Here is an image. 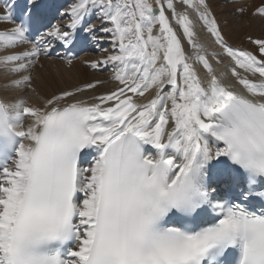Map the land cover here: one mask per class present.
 I'll return each mask as SVG.
<instances>
[{
    "label": "bare ground",
    "instance_id": "obj_1",
    "mask_svg": "<svg viewBox=\"0 0 264 264\" xmlns=\"http://www.w3.org/2000/svg\"><path fill=\"white\" fill-rule=\"evenodd\" d=\"M8 1L11 0H0V103L7 108L11 123L24 137V142L11 166L0 174V177L8 175L17 165L16 176H20L18 181L16 178H0V184L7 185L3 188L2 197L5 200L0 201V260L6 255L9 228L24 190L32 149L42 125L58 110H66L73 105L88 106L90 109L86 111L90 116V126L92 130H99L94 137L95 145L90 150L94 154L93 167L83 170L79 178L83 198L77 203L78 220L86 228L82 230L73 253L76 259L67 263L84 264L89 250V238L91 243L93 237L92 228H88L89 219L94 221L97 213L103 185L104 155L110 144L127 135L129 130L140 133L145 142L153 147L150 155H156L157 149L158 153L164 152L159 155V162L158 154L148 157L157 161V165L163 163L169 168L171 184H181L190 172L193 173L189 175L195 174V182L198 184L202 172L216 173L224 153L221 145L212 137L219 120L211 118L209 108L218 111L223 103H228L227 97L231 95H243L264 105V72L253 69L254 73L250 77L245 68L238 71L233 59L225 55L226 52L224 54L225 45L238 48L242 35L264 38V11H257L264 0H253L255 4L246 2L250 5L246 12L241 11V6H234L232 15L222 14L216 22L213 16L216 10L213 7L224 6L229 1L238 3L240 0H148L150 20H142L143 17L148 18L144 7L135 5L133 10L137 24L115 17L108 9L99 16L106 21L109 19L114 28L107 34L103 32L101 36H91L90 39L95 42L107 41V46L118 42L121 52L101 58L97 56L96 60L90 55L86 56L84 59L92 64L88 65L90 67H82L80 60L84 56L77 62L61 58L49 59L47 51L41 53L33 44L25 43L17 26L10 22L6 14ZM39 1L33 0L32 3L36 5ZM88 3L91 5L87 6ZM74 4L66 11L69 21L63 22V26H56L51 41H59L62 33L79 27L85 11L92 13L94 9L104 10L107 3L105 0H77ZM155 8L160 11L157 16L152 14ZM174 16L177 18L174 19ZM242 17L250 20L249 26L243 24ZM220 23H226L223 32L220 31L223 42L213 37L210 29L211 24L220 27ZM102 25L99 20L95 26L87 29ZM134 31L137 37L133 35ZM56 35L58 38H55ZM189 40H192L190 44ZM131 42H134L132 48ZM248 46L244 50L256 57ZM36 53H39L38 58L29 62L27 67L25 60L30 54ZM154 53L157 54L152 63L158 70V77H154L142 93L130 91L124 95L121 90L125 88L128 77L119 74L118 70L104 72L115 66H123L128 71L130 64L124 58L135 56L136 67L132 71L134 75L140 71L141 76L133 81L138 80L137 83L141 84L147 76L143 66L152 61L150 57ZM259 60L264 62L262 58ZM164 71L167 73L163 74L165 78L161 80ZM178 80H182V84H178ZM178 86L182 88L180 93H177ZM167 96L169 99L166 100L168 105L165 112L172 116V122L165 121L164 127H156L154 133L149 123L155 121L157 116L156 112H149L151 107L158 111V120L161 121L164 117L160 109ZM124 101H129L128 107L133 110H129L128 115L138 110L135 115H131L134 117L131 120L123 116L115 117L116 107ZM147 107L150 109L144 112ZM141 113L144 115L140 117ZM166 160L172 162V166H168Z\"/></svg>",
    "mask_w": 264,
    "mask_h": 264
},
{
    "label": "rangeland",
    "instance_id": "obj_2",
    "mask_svg": "<svg viewBox=\"0 0 264 264\" xmlns=\"http://www.w3.org/2000/svg\"><path fill=\"white\" fill-rule=\"evenodd\" d=\"M80 1V0H79ZM106 1V5H105V8H104V10H98V9H94L93 11H92V17L93 18H95V17H97L98 18V20H100L102 23H103V25L102 26H100V27H97V28H95V30H97V32L98 33H96L95 35H99L100 34V36L102 35V33L104 32L105 34H107L108 32H109V30H111L112 28H114L113 26H112V24H111V22L109 21V19H108V21H106V20H104V18L102 19V16H99V14H101L103 11H107L108 9H110V12H111V14H113V15H115V17H121L123 20H129V21H132L133 23L134 22H136V15L134 14V8H135V5L136 6H140V7H144V11H145V15L148 17V18H146V17H143V19L142 20H150V16H151V8H150V6H149V2H148V0H105ZM134 1V2H133ZM73 2H77V0H73L72 1V3ZM104 2V1H103ZM240 2H244L243 4H239ZM240 2H238V3H236V1H229L226 5H224V6H217V7H213V9H215L216 11L215 12H213L214 13V18H215V22H216V20H218L219 21V19L221 18V16H222V14L223 15H230L231 14V10H233L234 9V6H241V11L243 12H246L247 10H248V7L250 6L249 4H247L246 2H250V4L251 3H253V4H255V2L253 1V0H240ZM135 3V4H134ZM246 3V4H245ZM88 4H90L91 5V3H88ZM88 4H87V6H88ZM75 5V4H74ZM259 6V5H258ZM146 7V8H145ZM226 9H227V11H226ZM264 11V2L260 5V8L259 9H257V11ZM239 11V10H238ZM224 12V13H223ZM237 12V11H236ZM216 13V14H215ZM238 13V12H237ZM99 17H98V16ZM232 15V14H231ZM104 17H105V15H104ZM174 19H176L175 18V16L173 17ZM242 19V22H243V24H246L247 26H249V21L250 20H246V17H242L241 18ZM105 23H106V25H105ZM108 23H110V24H108ZM93 24V23H92ZM136 24H137V22H136ZM226 23H220V27L219 26H215V25H213V24H211L210 25V29H211V33H212V35H213V37H215V38H217V40H219L220 39V41H222L221 39V33L223 32V27H224V25H225ZM136 27V26H135ZM90 28V27H89ZM139 29V28H138ZM90 30V29H89ZM135 31H136V29H135ZM133 32V35L135 36V37H137L136 36V32ZM220 31H222V32H220ZM142 36V35H141ZM251 36H253V35H250V36H247V35H242L240 38H239V46H238V48H235V47H232V46H226L225 45V47H224V54H225V52H226V54L225 55H228L230 58H232L233 59V62H234V64H235V68L238 70V71H240L241 72V70L240 69H243V68H245L249 73H250V77H251V75L254 73V71H253V69L256 71V70H259V71H262V72H264V62H262V61H260L259 60V58H262L263 60H264V38H261V37H251ZM143 38L145 37V36H142ZM97 40V39H96ZM105 42H106V44H107V41H101V44L100 45H102V46H104V48L100 51V50H97L96 52H92V53H88V54H86V55H84V57L80 60L81 61V65H82V67H87L88 65H92V64H89L88 63V61H87V59H84L86 56H91V57H94V59L96 60L97 59V56H98V58H101V56H107V55H114V54H117L118 52L120 53L121 52V46H120V44H117V43H115L114 45H109V46H107L106 44H105ZM190 42H192V40H189V44H190ZM223 42V41H222ZM247 42V43H246ZM188 44V45H189ZM241 44L244 46H248V44H249V46H248V48H249V50H253L254 52H255V54H256V57L255 56H251L249 53H247V52H249V51H246V50H244L245 48V46L243 47V46H241ZM107 46V47H106ZM134 46V42H131L130 43V48H132ZM241 46V47H240ZM150 47H152V46H150ZM153 51V50H152ZM154 52V51H153ZM157 54V53H156ZM156 54L154 53L153 55H151V57L150 58H152V61L150 60V58H149V62L146 64L147 66H143V71H146L145 73L147 74V76H146V78H145V80H144V82L143 83H141V84H138L137 82H138V80L137 81H133L134 80V78H136V75H134V71H132V69L133 68H135L136 67V57L135 56H131V57H129V58H124V59H127L128 60V64H130V68L128 69V71H125L124 69H123V66H115V68H111L110 70H108V69H105V73H109V72H115L114 70H118L119 71V74H121V75H125V76H127L128 77V82L127 83H125V88H122V90L121 91H123L124 93V95L126 94V95H128L129 94V92L130 91H132V92H143L144 90H146V88H147V86H148V84H149V82L151 83L152 82V80H153V78L154 77H158V70L155 68V67H153V60L155 59V57H156ZM158 56V55H157ZM124 59H122L123 60V62H125L126 64H127V61H124ZM83 60V61H82ZM239 60V61H238ZM133 61H134V63H133ZM241 62V64H239ZM92 63H94L93 61H92ZM151 63V64H150ZM243 63V64H242ZM246 63H247V65H246ZM27 65V67H29V65L28 64H26ZM242 66V67H241ZM15 67V66H14ZM88 67H90V66H88ZM100 67V66H99ZM110 68V67H109ZM164 68H165V70H167L166 69V67L164 66ZM140 69H142V67L140 68ZM139 69V70H140ZM120 71H122L123 73H120ZM165 73H167V72H162V76H161V80L162 79H164L165 78V75H163V74H165ZM138 76H141V72L139 71L138 72ZM264 74V73H263ZM133 76V77H132ZM137 76V77H138ZM166 81V80H165ZM133 82V83H132ZM146 82H148V83H146ZM178 84H182V80H178V82H177ZM133 85V86H132ZM132 86V87H131ZM145 86V87H144ZM142 89V90H141ZM126 90H128V91H126ZM181 90H182V88H181V86H178L177 87V93L180 91L181 92ZM169 91L170 90H168V94H169ZM125 92H127V93H125ZM141 92V93H142ZM179 92V93H180ZM177 93L175 92V95H177ZM158 94L156 95V98H158ZM169 96V95H168ZM168 96L165 98V99H163V102L164 103H162L163 105H162V110L160 109V111H161V113L163 114V119L161 120V121H159L158 120V111H156V110H154L151 106H152V104H150V106L149 107H151V110H150V114H154V112H156L155 114H156V116H157V119L153 122H151V123H149V125H150V127H152V128H154V133L156 132V127L159 129V128H162V127H164V124H165V121H166V123L168 122V123H171L172 122V116H170L168 113H167V111L165 112V108L167 107V99H169L168 98ZM167 100V101H166ZM166 101V102H165ZM130 104V102L129 101H124V103L122 104V105H120V106H117L116 108H117V110L119 109V110H121V111H115V117H118V116H123L125 119L127 118V117H130V120L132 119V118H134V117H132L133 115H135L137 112H138V110H136L135 112H133V113H131L130 115H128V111L129 110H132V108H129L128 107V105ZM166 105V106H165ZM149 107H147L146 109H144V112L145 111H148L150 108ZM133 111V110H132ZM112 112H114V111H112ZM133 114V115H132ZM132 115V116H131ZM142 115H144V114H142L141 113V115H140V117L142 116ZM126 116V117H125ZM160 123V127L158 126V124ZM162 123H163V126H162ZM155 125V126H152V125ZM106 128H104L103 130H105ZM13 168V167H12ZM17 168H18V166L16 165V166H14V168L12 169V170H10V173L7 175H4V176H2V180H8V179H14V178H16L15 180L16 181H18L19 179H20V176H16V170H17ZM13 174V175H12ZM15 174V175H14ZM18 177H19V179H18ZM5 187H7V185L6 184H0V192H1V190H2V192L0 193V201H2V200H5V198L4 197H2L4 194H3V188H5ZM10 196V195H9ZM0 206H1V203H0Z\"/></svg>",
    "mask_w": 264,
    "mask_h": 264
},
{
    "label": "water",
    "instance_id": "obj_3",
    "mask_svg": "<svg viewBox=\"0 0 264 264\" xmlns=\"http://www.w3.org/2000/svg\"><path fill=\"white\" fill-rule=\"evenodd\" d=\"M153 14H154V15H158V10H157V9H154V10H153ZM210 112L213 113L212 111H210Z\"/></svg>",
    "mask_w": 264,
    "mask_h": 264
}]
</instances>
